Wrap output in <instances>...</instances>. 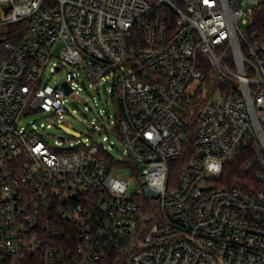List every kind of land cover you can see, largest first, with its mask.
Masks as SVG:
<instances>
[{"label": "built area", "instance_id": "2783aa9c", "mask_svg": "<svg viewBox=\"0 0 264 264\" xmlns=\"http://www.w3.org/2000/svg\"><path fill=\"white\" fill-rule=\"evenodd\" d=\"M0 264H264V0H0Z\"/></svg>", "mask_w": 264, "mask_h": 264}, {"label": "rangeland", "instance_id": "374dc122", "mask_svg": "<svg viewBox=\"0 0 264 264\" xmlns=\"http://www.w3.org/2000/svg\"><path fill=\"white\" fill-rule=\"evenodd\" d=\"M73 71L74 68L69 65L56 73H51L49 70H47L45 74L46 89L53 90L61 83V81L68 79ZM91 93L93 95L100 94L102 97H104V86L99 84L97 89L91 90ZM85 102L92 104L90 94H82L81 96L72 95L69 97L66 107L70 114L66 115L65 123L62 124L60 128H54L51 130V136L49 137L51 143H53L56 137L61 134H64L68 139L66 145H69L70 142H76L78 140L85 139V134L89 133L91 130L90 121L93 117L91 112H88L87 115L84 114ZM121 176L125 177L123 173Z\"/></svg>", "mask_w": 264, "mask_h": 264}, {"label": "trees", "instance_id": "16d2710c", "mask_svg": "<svg viewBox=\"0 0 264 264\" xmlns=\"http://www.w3.org/2000/svg\"><path fill=\"white\" fill-rule=\"evenodd\" d=\"M237 167L235 168V166L231 169L230 173L234 174V172H236Z\"/></svg>", "mask_w": 264, "mask_h": 264}, {"label": "water", "instance_id": "95a60500", "mask_svg": "<svg viewBox=\"0 0 264 264\" xmlns=\"http://www.w3.org/2000/svg\"><path fill=\"white\" fill-rule=\"evenodd\" d=\"M65 86H66V84H65ZM71 92V90L70 89H67V93H70Z\"/></svg>", "mask_w": 264, "mask_h": 264}]
</instances>
